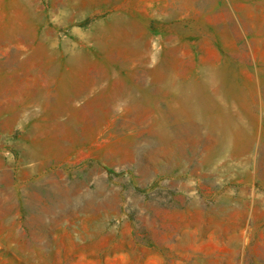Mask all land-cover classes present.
Segmentation results:
<instances>
[{"label": "rangeland", "instance_id": "1", "mask_svg": "<svg viewBox=\"0 0 264 264\" xmlns=\"http://www.w3.org/2000/svg\"><path fill=\"white\" fill-rule=\"evenodd\" d=\"M0 264H264V0H0Z\"/></svg>", "mask_w": 264, "mask_h": 264}, {"label": "bare ground", "instance_id": "2", "mask_svg": "<svg viewBox=\"0 0 264 264\" xmlns=\"http://www.w3.org/2000/svg\"><path fill=\"white\" fill-rule=\"evenodd\" d=\"M171 39H172V38H171ZM174 39H175V38H174ZM169 40H170V39H169ZM32 42H33V41H32ZM170 42H171V41H170ZM30 43H31V42H30ZM39 45H40V44H39ZM44 49H45V48H44ZM144 56H145V55H144ZM77 61H78V60H77ZM163 62H164V61H163ZM80 64H81V63H80ZM174 67H175V66H174ZM165 68H166V67H165ZM165 68H164V69H165ZM73 69H74V68H73ZM78 69H79V68H78ZM176 69H177V68H176ZM155 70H156V69H155ZM155 70H154V71H155ZM178 70H180V69H178ZM165 71H166V70H165ZM182 71H183V69H182ZM162 72H163V71H162ZM162 72H161V73H162ZM183 72H184V71H183ZM183 72H182V73H183ZM153 73H154V72H153ZM161 73H159V75H160ZM180 73H181V72H180ZM42 74H43V73H42ZM156 74H157V73H156ZM177 74H178V73H177ZM206 74H207V73H206ZM44 75H45V74H44ZM173 75H175V74H173ZM178 75H179V74H178ZM180 75H181V74H180ZM181 76H182V75H181ZM209 76H210V75H209ZM248 76H249V75H248ZM250 76H252V75H250ZM39 77H40V76H39ZM44 77H45V76H44ZM47 77H48V76H46V78H47ZM93 77H95V76H93ZM176 77H177V75H176ZM251 78H252V77H251ZM92 79H93V78H92ZM94 80H97V79H94ZM175 80H176V79H175ZM253 80H254V79H253ZM89 82H90V81H89ZM94 82H95V81H94ZM173 82H175V81H173ZM173 82H172V83H173ZM97 83H98V82H97ZM174 84H175V83H174ZM258 85H259V84H258ZM84 86H85V84H84ZM84 86H83V88H84ZM88 86H89V85H88ZM84 89H86V88H84ZM215 89H216V88H215ZM215 89H214V91H215ZM258 89H259V87H258ZM82 90H83V89H82ZM216 90H217V89H216ZM40 91H41V90H40ZM120 91L122 92V90H120ZM259 91H260V90H259ZM29 92H31V91L29 90ZM118 92H119V91H118ZM118 92H117V93H118ZM35 93H37V92L35 91ZM44 94H45V93H44ZM212 94H213V93H212ZM250 94H251V93H250ZM113 95H115V94H113ZM115 96H118V95H115ZM119 96H120V93H119ZM112 97H113V96H112ZM44 98H45V97H44ZM254 98H255V97H254ZM248 99H249V98H248ZM49 100H50V98H49ZM96 100H97V99H96ZM114 100H116V99L114 98ZM46 101H47V100H46ZM47 102L50 103V101H47ZM67 102H71V101H67ZM90 102H91V101H90ZM93 102H94V101H93ZM221 102H222V100H221ZM259 102H260V100H259ZM251 103H252V102H251ZM46 104H47V103H46ZM51 104H52V103H51ZM257 104H258V103H257ZM14 105H16V104H14ZM48 105H49V104H48ZM66 105H67V103H66ZM68 105H70V103H69ZM88 105H90V104L88 103ZM91 105H92V103H91ZM100 105H101V104H100ZM248 105H249V103H248ZM259 105H260V104H259ZM11 106H12V105H11ZM49 106H50V105H49ZM64 106H65V104H64ZM96 106H97V105H96ZM6 107H7V106H6ZM29 107H31V106H29ZM89 107H90V106H89ZM89 107H88V108H89ZM93 107H94V106H93ZM101 107H102V105H101ZM108 107H109V106H108ZM62 108H63V107H62ZM66 108H67V107H66ZM84 108H86V107H84ZM95 108H96V107H95ZM97 108H98V106H97ZM251 108H252V107H251ZM47 109H49V108H47ZM59 109H60V108H59ZM67 109H68V108H67ZM93 109H94V108H93ZM107 109H108V108H107ZM109 109H110V107H109ZM109 109H108V110H109ZM254 109H255V108H254ZM257 109H258V108H257ZM50 110H51V109H50ZM60 110H61V109H60ZM108 110H107V111H108ZM114 110L116 111V109H113V111H114ZM245 110H246V109H245ZM5 111H6V110H5ZM51 111H52V110H51ZM103 111H104V110H103ZM105 111H106V110H105ZM105 111H104V112H105ZM107 111H106V114H107ZM111 111H112V110H110V112H111ZM248 111H249V110H248ZM248 111H246V112L248 113ZM108 112H109V111H108ZM53 113H54V112H53ZM60 113H62V112H60ZM232 113H233V112H232ZM63 114H64V113H63ZM69 114H70V113H69ZM77 114H78V113H77ZM98 114H99V113H98ZM112 114H113V113H112ZM234 114H235V113H234ZM38 115H39V114H38ZM57 115H58V113H57ZM59 115H61V114H59ZM99 115H100V114H99ZM86 116H87V115H86ZM95 116H96V115H95ZM100 116H101V115H100ZM233 116H234V115H233ZM84 117H85V116H84ZM84 117H83V118H84ZM97 117H98V115H97ZM97 117H96V118H97ZM157 117H158V116H157ZM55 118H56V117H55ZM99 118H100V117H99ZM99 118H98V119H99ZM239 118H240V117H239ZM48 119H49V118H48ZM58 119H59V118H58ZM67 119H68V118H67ZM142 119H143V118H142ZM150 119H151V117H150ZM51 120H52V118H51ZM56 120H57V119H56ZM76 120H77V119H76ZM77 121H78V120H77ZM81 121H82V120H81ZM238 121H239V120H238ZM15 122H16V121H15ZM59 122H62V121H59ZM84 122H85V121H84ZM84 122H83V123H84ZM149 123H150V122H149ZM159 123H160V122H159ZM53 124H55V123H53ZM56 124H59V123H56ZM62 124L64 125L63 122H62ZM150 124H151V123H150ZM154 124H155V123H154ZM154 124H153V125H154ZM217 124H219V123H217ZM242 124H243V123H242ZM50 125H51V124H50ZM50 125H48L49 130H50V127H49ZM155 125H156V124H155ZM46 126H47V125H46ZM59 126H60V125H59ZM59 126H58V127H59ZM71 126H72V125H71ZM151 126H152V125H151ZM237 126H238V125H237ZM242 126H243V125H242ZM52 127H53V126H52ZM61 127H62V125H61ZM65 128L67 129V127H65ZM65 128L63 127V130H64ZM75 128H77V127H75ZM152 128H153V127H152ZM234 128H235V127H234ZM53 129H54V127H53ZM53 129H51V130H53ZM57 129H58V128H57ZM82 129H83V128H82ZM154 129H155V128H154ZM236 129H237V128H236ZM240 129H242V128H240ZM245 129H246V128H245ZM248 129L250 130V128H248ZM55 130H56V129H55ZM61 130H62V128H61ZM159 130H160V129H159ZM161 130H162V129H161ZM237 130H238V129H237ZM75 131H76V129H75ZM156 131H157V130H156ZM156 131L154 130V132H156ZM170 131H171V130H170ZM235 131H236V130H235ZM244 131H245V130H244ZM52 132H53V131H52ZM56 132H58V131H56ZM56 132H55V133H56ZM61 132H63V131H61ZM61 132H60V133H61ZM65 132H66V131H65ZM76 132H77V131H76ZM152 132H153V131H152ZM154 132H153V133H154ZM175 132H176V131H175ZM175 132H171V133H173V135H174ZM200 132H201V130L199 131V133H200ZM58 133H59V132H58ZM77 133H78V132H77ZM160 133H161V132H160ZM61 134H62V133H61ZM78 134H79V133H78ZM39 135H41V134H39ZM46 135H47V134H46ZM46 135H45V136H46ZM49 135H50V134H49ZM53 135H54V134H53ZM53 135H52V136H53ZM62 135H63V134H62ZM73 135H74V133H73ZM151 135H152V134H151ZM159 135H160V134H159ZM164 135H165V134H164ZM199 135H200V134H199ZM212 135H213V133H212ZM237 135H239V134H237ZM243 135H244V134H243ZM55 136H57V135H55ZM55 136H54V137H55ZM82 136H83V135H82ZM149 136H150V133H149ZM156 136H158V133H157V135H155V138H156ZM160 136H161V135H160ZM216 136H217V135H216ZM241 136H242V135H241ZM54 137H53V138H54ZM76 137H77V136H76ZM76 137H74V139H75ZM142 137H143V136H142ZM151 137H152V136H151ZM161 137H162V136H161ZM166 137H167V135H166ZM171 137H173V136H171ZM212 137H213V136H212ZM214 137H215V136H214ZM231 137H232V135H231ZM231 137H230V138H231ZM49 138H51V137H49ZM159 138H160V137H159ZM164 138H165V137H164ZM174 138H175V137H174ZM230 138H229V139H230ZM51 139H52V138H51ZM57 139H58V138H57ZM157 139H158V138H157ZM160 139H161V138H160ZM162 139H163V138H162ZM162 139H161V141L164 140V139H163V140H162ZM169 139H170V138H169ZM214 139L216 140L217 138H214ZM214 139H213V140H214ZM242 139H243V138H241L240 140H242ZM38 140H39V139H38ZM59 140H61V139H59ZM79 140L81 141V138H80ZM154 140H155V139H154ZM167 140H168V139H167ZM171 140H172V139H171ZM186 140H187V139H186ZM199 140H200V139H199ZM54 141H55V140H54ZM64 141H65V140H64ZM147 141H148V140H147ZM177 141H178V139L176 140V142H177ZM180 141H181V140H180ZM184 141H185V140H184ZM217 141H218V139H217ZM83 142H84V141H83ZM136 142H137V141H136ZM140 142H142V140H140ZM150 142H151V141H150ZM150 142H148V143H149V144H152V143H150ZM152 142H154V141H152ZM157 142H159V141H157ZM157 142H156V143H157ZM165 142H166V141H165ZM167 142H168V141H167ZM167 142H166V143H167ZM170 142H171V141H170ZM174 142H175V141H174ZM174 142L172 141V143H174ZM185 142H186V141H185ZM188 142H189V141H188ZM196 142H197V141H196ZM204 142H205V141H204ZM214 142H215V141H213V143H214ZM58 143H59V142H58ZM58 143H56V144H58ZM64 143H65V142H64ZM64 143H63V146L65 145ZM137 143H138V145H139V142H137ZM143 143H144V141H143ZM148 143H147V144H148ZM213 143H212V144H213ZM216 143H217V142H216ZM231 143H232V141H231ZM147 144L145 143V144H144L145 146H143V147H146ZM149 144H148V146H149ZM154 144H155V143H154ZM154 144H152V145H154ZM160 144H161V143H160ZM160 144H159V145H160ZM228 144H229V143H228ZM142 145H143V144H142ZM142 145H141V146H142ZM169 145H170V144H169ZM210 145H211V143H210ZM63 146H62V147H63ZM133 146H134V145H133ZM133 146H132V147H133ZM135 146H137V145H135ZM148 146H147V148H148ZM157 146H158V145H157ZM157 146H156V148H157ZM162 146H163V145H161V147H162ZM225 146H226V145H225ZM227 146H228V145H227ZM234 146H235V145H234ZM245 146H246V145H245ZM250 146H251V145H250ZM250 146H249V147H250ZM151 147H152V146H151ZM151 147L149 146V148H151ZM164 147H165V144H164ZM166 147H167V149L169 150L168 146H166ZM166 147H165V149H166ZM195 147H196V146H195ZM209 147L211 148V146H209ZM158 148H160V147H158ZM224 148H225V147H224ZM226 148H227V147H226ZM230 148H231V147H230ZM134 149H135V148H134ZM160 149H162V148H160ZM72 150H73V149H72ZM131 150H133V149H131ZM137 150H138V149H137ZM137 150H136V153H137ZM144 150H145V149H144ZM150 150H151V149H150ZM158 150H159V149H158ZM162 150H163V149H162ZM162 150H161V152H162ZM168 150H167V151H168ZM170 150H171V149H170ZM189 150H190V149H189ZM201 150H202V149H201ZM208 150H209V149H208ZM65 151H67V150H65ZM152 151L155 153L156 149H155V151H154V150H152ZM152 151H148V152H152ZM164 151L167 152L166 150H164ZM164 151L162 152L163 154H164ZM230 151H231V150H230ZM232 151H233V150H232ZM245 151H246V150H245ZM133 152H134V151H133ZM139 152H140V151H139ZM156 152H157V151H156ZM243 152H244V151L242 150V152H240V153H243ZM130 153H131V152H130ZM130 153H128V154H130ZM134 153H135V152H134ZM145 153H146V155L148 154L147 151H145ZM157 153L159 154V151H158ZM157 153H155V155H156ZM137 154H138V153H137ZM140 154H141V153H140ZM166 154H168V152H167ZM231 154H232V153H231ZM149 155H150V154H149ZM149 155H147L149 158H152V157H153V155H152L151 157H150ZM155 155H154V156H155ZM160 155H161V153H160ZM57 156H58V155H57ZM128 156H129V155H128ZM132 156H133V155H132ZM156 156H157V155H156ZM231 156H232V155H231ZM238 156H239V155H238ZM133 157H134V156H133ZM140 157H141V155H140ZM140 157H139V159H140ZM142 157H143V156H142ZM148 157H147V158H148ZM158 157H159V155H158ZM158 157H157V158H158ZM160 157H161V156H160ZM235 157H236V156H235ZM149 158H148V159H149ZM191 158H192V157H191ZM191 158H190V159H191ZM229 158H230V157H229ZM50 159H51V158H50ZM134 159H135V158H134ZM136 159H137V158H136ZM136 159H135V160H136ZM141 159H142V158H141ZM141 159H140V160H141ZM148 159H147V160H148ZM154 159H155V158H154ZM167 159H168V158H167ZM230 159H232V158H230ZM137 160H138V159H137ZM140 160H139V161H140ZM152 160H153V159H152ZM158 160H159V159H158ZM148 161H149V160H148ZM150 161H151V160H150ZM153 161H154V160H153ZM156 162H157V161H156ZM156 162H155V163H156ZM136 163H137V161H136ZM146 164H147V163H146ZM150 164H151V163H150ZM137 165H138V164H137ZM140 165H141V164H140ZM140 165H139V166H140ZM143 166H144V165H143ZM147 166H148V165H147ZM137 167H138V166H137ZM93 169H94V168H93ZM141 170H143V169H141ZM144 170H145V167H144ZM148 170H149V169H148ZM146 172H147V171H146ZM146 172H145V173H146ZM149 172H150V170L148 171V173H149ZM58 176H59V175H58ZM83 181H84V180H83ZM80 182H81V181H80ZM80 182H79V183H80ZM76 185H77V184H75V186H76ZM97 185H98V184H97ZM40 186H41V185H40ZM72 186H73V185H72ZM77 187H78V186H77ZM68 188H70V187H68ZM95 188H96V187H95ZM97 189H99L98 186H97V188H96L95 190H97ZM66 190H67V187H66ZM74 190H75V188H74ZM53 191H54V189H53ZM98 191H99V190H97V192H98ZM100 191H101V190H100ZM70 192H71V191H70ZM93 192L96 193L94 190H93ZM66 193H67V192H66ZM66 193H65V194H66ZM68 193H69V190H68ZM68 193L65 195L66 197H67ZM46 194H48V193H46ZM98 194H100V192H99ZM53 195H54V194H53ZM69 195H72V194H69ZM73 195H74V194H73ZM95 195H96V194H95ZM45 196L48 197L49 195H45ZM77 196H79V195H77ZM68 197H69V196H68ZM72 197H73V196H72ZM94 197H95V196H94ZM49 198H50V196H49ZM76 198H77V197H76ZM54 199H55V198H54ZM50 200H51V199H50ZM67 200H68V199H67ZM53 201H56V200H52V203H53ZM50 202H51V201H50Z\"/></svg>", "mask_w": 264, "mask_h": 264}]
</instances>
